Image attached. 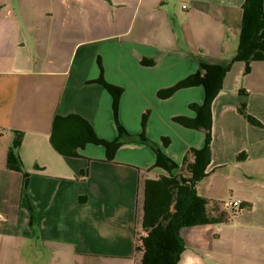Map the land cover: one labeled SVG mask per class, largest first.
<instances>
[{"label":"crops","instance_id":"obj_1","mask_svg":"<svg viewBox=\"0 0 264 264\" xmlns=\"http://www.w3.org/2000/svg\"><path fill=\"white\" fill-rule=\"evenodd\" d=\"M245 1L0 0V264H142L150 186L168 173L141 137L179 166L205 147L204 131L175 122L197 117L190 106L203 105L204 87L165 93L201 62L236 55ZM101 79L123 91L117 117ZM240 105L264 126V62L247 75L237 62L226 75L212 106V161L197 184L203 198L251 208L182 229L180 264H264V127ZM57 119L69 121L56 142L74 156L53 144ZM18 132L26 195L24 174L8 169ZM93 134L122 139L113 161L104 146H82Z\"/></svg>","mask_w":264,"mask_h":264},{"label":"trees","instance_id":"obj_2","mask_svg":"<svg viewBox=\"0 0 264 264\" xmlns=\"http://www.w3.org/2000/svg\"><path fill=\"white\" fill-rule=\"evenodd\" d=\"M237 62L245 64L246 75L251 72L253 63L264 62V0L245 1L239 47L236 55L227 64L221 65L203 61L195 75L185 79L165 93V95H171L185 88L204 87L206 98L203 105L193 104L190 106L197 117L195 119L179 117L175 119V122L189 129L204 131L206 134L205 147L201 150L191 149L185 156L183 164L179 166L164 155L154 143L145 137H141L140 142L155 151L157 155L156 167L164 169L168 173V176H159V179L150 186V199L143 221V228L147 236L144 239L145 256L142 264H180L181 257L186 250L185 241L180 235L182 229L227 223L235 215V211H230L225 207L226 203L211 201L199 196L197 184L208 176L207 169L212 161V106L223 89L226 75ZM99 82L113 96L114 114L117 117L123 94L122 89L110 85L102 79ZM239 113L251 125L259 128L264 127L248 113L246 105H240ZM69 120L57 119L55 121L52 140L60 153L66 156H74V153L65 152L56 142L58 131L63 127L62 121L68 122ZM71 131L72 129L67 130L66 128V136ZM120 134V136L125 134L121 127ZM23 141L24 133L18 132L9 153L8 169L24 174L23 194L26 195L29 174L24 170L19 153ZM163 142L167 145L168 141L163 139ZM87 143L104 146L107 149L109 161H113L115 153L123 144L121 138L107 142L98 139L95 134L88 142L83 141L82 146ZM243 157L244 155H241L239 159ZM241 208L249 209L251 205L245 204ZM34 219L33 214L32 224L35 223Z\"/></svg>","mask_w":264,"mask_h":264},{"label":"rangeland","instance_id":"obj_3","mask_svg":"<svg viewBox=\"0 0 264 264\" xmlns=\"http://www.w3.org/2000/svg\"><path fill=\"white\" fill-rule=\"evenodd\" d=\"M180 7V6H179ZM181 9V7H180ZM174 26V25H173ZM176 31L178 30L179 33H181L182 31V26H179L178 23L176 24L175 23V28H174ZM237 37V36H236ZM233 38V37H232ZM239 44V40L238 38H236V41H235V37H234V41H232V47L233 45L235 44ZM225 196H228V198H230L232 200V193H231V190L228 188L227 191H226V195ZM228 200V199H227ZM229 201V200H228ZM217 202H221V201H217ZM223 203V202H222Z\"/></svg>","mask_w":264,"mask_h":264},{"label":"built area","instance_id":"obj_4","mask_svg":"<svg viewBox=\"0 0 264 264\" xmlns=\"http://www.w3.org/2000/svg\"><path fill=\"white\" fill-rule=\"evenodd\" d=\"M241 206H242V202L240 201H235L225 204V207L229 210L239 209L241 208Z\"/></svg>","mask_w":264,"mask_h":264}]
</instances>
